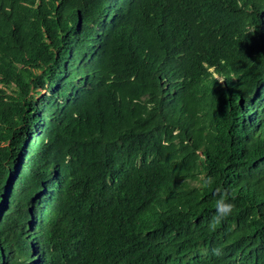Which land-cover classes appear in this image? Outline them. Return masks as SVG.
Returning a JSON list of instances; mask_svg holds the SVG:
<instances>
[{
	"label": "trees",
	"instance_id": "obj_1",
	"mask_svg": "<svg viewBox=\"0 0 264 264\" xmlns=\"http://www.w3.org/2000/svg\"><path fill=\"white\" fill-rule=\"evenodd\" d=\"M0 264H264V0H0Z\"/></svg>",
	"mask_w": 264,
	"mask_h": 264
},
{
	"label": "clouds",
	"instance_id": "obj_2",
	"mask_svg": "<svg viewBox=\"0 0 264 264\" xmlns=\"http://www.w3.org/2000/svg\"><path fill=\"white\" fill-rule=\"evenodd\" d=\"M214 183L212 178H208V181L206 182V186H211V184ZM218 192V198L216 200L215 208H216V214L213 216V222L214 223H220L224 219H226L229 215H231L233 205L228 202V194L226 191H220ZM215 252V250H214Z\"/></svg>",
	"mask_w": 264,
	"mask_h": 264
},
{
	"label": "rangeland",
	"instance_id": "obj_3",
	"mask_svg": "<svg viewBox=\"0 0 264 264\" xmlns=\"http://www.w3.org/2000/svg\"><path fill=\"white\" fill-rule=\"evenodd\" d=\"M47 138L45 137V140H46Z\"/></svg>",
	"mask_w": 264,
	"mask_h": 264
}]
</instances>
